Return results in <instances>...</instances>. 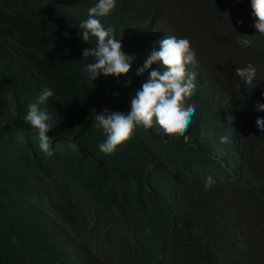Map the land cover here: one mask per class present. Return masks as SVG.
<instances>
[{"label":"trees","instance_id":"1","mask_svg":"<svg viewBox=\"0 0 264 264\" xmlns=\"http://www.w3.org/2000/svg\"><path fill=\"white\" fill-rule=\"evenodd\" d=\"M4 1L0 22L17 39L0 50V264H10L1 249L9 244L32 260L20 264H264V133L256 125L264 111L254 110L257 101L236 103L244 86L236 68L251 63L264 92V35L250 0H141L172 36L203 46L208 57L197 58L195 92L185 100L196 113L185 135L165 133L154 117L151 129L138 126L112 154L99 150L106 134L95 115L128 113L144 81L135 74L92 81L84 69L94 58L82 52L94 37L84 43L79 24L54 17L50 0H30L43 1L37 11L29 0ZM135 3L116 0L118 15L104 17L116 39ZM159 32L170 34L160 25L157 42L130 54L136 64L159 49ZM239 34L254 44L241 47ZM45 86L54 90L41 105L51 117L52 156L24 119ZM231 110L232 121H223Z\"/></svg>","mask_w":264,"mask_h":264},{"label":"clouds","instance_id":"2","mask_svg":"<svg viewBox=\"0 0 264 264\" xmlns=\"http://www.w3.org/2000/svg\"><path fill=\"white\" fill-rule=\"evenodd\" d=\"M42 2L39 6H35L30 5L29 0L26 5L31 11H37L43 6ZM95 2L97 3L93 5ZM9 4V1L0 3V10L8 9ZM250 6L256 33L264 35V0H250ZM149 9L148 3L144 4L141 0H136L133 6L125 9L122 15H126L128 19L122 23L123 36L116 39L115 28L110 26L106 29L102 25L107 23L104 17L109 13L118 15L116 0H50V10L54 17H60L63 20L70 19L79 24V35L84 43L89 41L90 36L96 39L94 47L84 48L82 52L83 58H94V62L88 63L84 69L92 81L100 74L117 78L126 76L129 79L131 74H135L144 81L132 99L131 110L128 113L109 110L108 114H105V111L96 113L97 126L101 127L106 134V140L98 147L105 154L114 153L118 145L131 138L138 126L143 127L145 131L151 129L154 117L165 133L183 136L193 122V116L196 113L195 106H186L185 100L191 98L195 92L196 76L201 70L198 61H203L208 56L204 54L203 46L200 49L195 44L190 45L187 38L172 36L170 32L173 29L169 24L162 18L149 16ZM156 22L159 27L163 25L167 29V34H170L165 35L159 32L158 37L163 38L158 41L159 49L154 48L151 53L141 55L140 63L136 64L133 61L135 57L130 54L137 53L147 48L150 43L157 42L151 37L159 29L158 27L154 33H151L152 26ZM1 28L4 29L0 31V50L7 44L9 37L17 39V35H9V29L6 30L9 27L7 25L5 27L0 22ZM238 43L241 47H250L254 44V40L249 35L239 34ZM9 46L12 47L13 43H9ZM154 63L159 65V69L150 71L149 68ZM138 66L140 68H137ZM235 73L242 79L236 84L240 82L241 86L244 85L236 103L245 100L248 105H251L257 101L254 110L264 111V98H256L264 96V92L260 93L256 84L262 81L256 78L257 69L249 63L246 67L236 68ZM117 82L113 81L112 86L116 85V90H119L121 87ZM53 96V89L43 87L36 100L28 105V112L24 117L25 121L37 132L39 148L47 156L54 154L50 148L48 135L51 127L47 123L51 117L47 111L42 110L41 105ZM234 113L232 110L225 113L223 121H232ZM256 125L264 133V117L258 116ZM220 139L221 143L229 142L227 137ZM214 184L215 180L212 176H208L205 180V188L210 190ZM12 238L15 241L21 240L17 236ZM1 249L4 253L2 259L10 264L32 262L25 257L22 258L20 253L14 250L13 244L2 246Z\"/></svg>","mask_w":264,"mask_h":264}]
</instances>
